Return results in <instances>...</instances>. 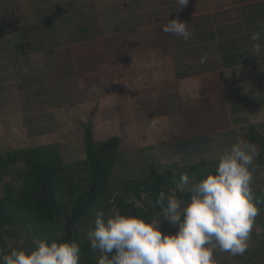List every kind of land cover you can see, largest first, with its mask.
Here are the masks:
<instances>
[{
    "label": "crops",
    "instance_id": "0c3cea01",
    "mask_svg": "<svg viewBox=\"0 0 264 264\" xmlns=\"http://www.w3.org/2000/svg\"><path fill=\"white\" fill-rule=\"evenodd\" d=\"M117 1L0 0V101L32 108L14 123L36 114L63 130L79 117L109 123L101 117L112 107L118 122L137 118L133 139L151 146L158 169L215 161L264 121L260 100L231 108L235 96L264 91V57L249 50L251 34L264 32V0H189L178 11L175 0ZM170 19L188 23L192 38L164 33Z\"/></svg>",
    "mask_w": 264,
    "mask_h": 264
},
{
    "label": "trees",
    "instance_id": "16d2710c",
    "mask_svg": "<svg viewBox=\"0 0 264 264\" xmlns=\"http://www.w3.org/2000/svg\"><path fill=\"white\" fill-rule=\"evenodd\" d=\"M88 133L86 130L83 158L75 166L63 164L60 151L53 145L14 150L0 156V249L7 246L8 239L15 241L7 254L12 248L26 252L34 249V240L58 244L76 242L80 246V264H98L100 253L91 250L87 231L101 209L105 211V218L119 210L123 215L139 216L145 221H162L163 210L155 203L159 192L172 194L174 191L177 198L187 201L189 193L176 190L180 176L187 174L195 183L207 174H214L218 163L217 160L199 161L175 173L177 166L173 165L154 168L149 153L140 160V163L146 161L145 177L123 176L118 183H112V169L119 159L117 153H121L119 140L111 137L97 143ZM248 133V142L259 150L255 164L262 165L264 135L250 127ZM145 149L150 151L151 146L138 152L130 150L127 158L145 154ZM134 167L129 165L127 169ZM253 194L260 209L256 221L261 226L254 234H259L255 251L260 253L264 252V189ZM21 233L26 239L18 246L16 242Z\"/></svg>",
    "mask_w": 264,
    "mask_h": 264
},
{
    "label": "clouds",
    "instance_id": "9594fccd",
    "mask_svg": "<svg viewBox=\"0 0 264 264\" xmlns=\"http://www.w3.org/2000/svg\"><path fill=\"white\" fill-rule=\"evenodd\" d=\"M188 2L175 0L176 10ZM162 31L185 42L193 36L188 23L178 19L167 20ZM250 39L252 57H264V32L255 31ZM206 60L201 57V65ZM258 155L250 143H233L214 156L218 162L214 174L195 183L187 174L180 176L177 187L189 193L187 202L174 193L159 192L155 203L163 210V218L178 227L175 234H162L161 219L149 222L119 210L105 218L98 212L87 231L91 250L100 253L98 264H218L217 252L243 256L260 212L252 189ZM0 264H80V246L39 240L28 252L12 248L9 254H0Z\"/></svg>",
    "mask_w": 264,
    "mask_h": 264
},
{
    "label": "rangeland",
    "instance_id": "374dc122",
    "mask_svg": "<svg viewBox=\"0 0 264 264\" xmlns=\"http://www.w3.org/2000/svg\"><path fill=\"white\" fill-rule=\"evenodd\" d=\"M117 1V0H116ZM117 4H121L120 1H117ZM130 4V3H129ZM133 5H135L133 3ZM120 6V5H119ZM133 7L130 4L129 10H131ZM262 89V88H261ZM65 91V90H64ZM238 93V92H237ZM61 94L59 93V96L61 98ZM58 96V95H57ZM69 96V95H68ZM235 98L233 99V102L231 104V108L233 112H237V110L241 111L244 107L253 105V107H257L258 102L257 100H260L259 102L262 103V108H264V91L257 99L255 98ZM63 99V98H62ZM19 107H9V103L6 104L4 101V105L2 106V101H0V156L3 154L24 149V148H30V147H36L40 145H53L57 146V149L60 151V156L62 159V163L67 166H75L80 160L83 158V141L85 139V131L89 130L88 135L92 137V140L94 142H104L107 139H110L111 137H116L119 140V148L121 153H117L119 159L116 161V165L113 167L112 171V179L110 182L112 183H118V180L122 179L123 176H127L126 178H136V177H145L148 173V171L144 170V167L146 166V161H143V163H140L141 158H145L149 156V151L146 150L145 154L139 153L140 156H128L129 152L141 150L142 147H138L137 143L139 140L133 139V137H137L141 134L140 128H139V122L136 117H132L133 123L125 124L122 123V121L118 122L116 120V117L113 116V110L108 107H104L106 111L111 114L110 118L106 115L104 117H101L102 119H108V120H115L114 122L109 123H99V122H89L87 118H80L79 121H81L79 124H76L75 127H70L72 123H67L66 130H63V124L61 122H40L36 119L40 116L36 114L33 117L31 122H29L30 118L24 117L23 122L20 123H14L13 119L17 118L21 115H27L29 114L30 110L32 108H29L25 102H21V99L18 100ZM62 104H66L64 100H62ZM260 105V104H259ZM258 105V106H259ZM136 108V107H135ZM261 108V107H260ZM68 108L65 109V112L70 111ZM102 110V109H101ZM19 111V113H17ZM29 112V113H28ZM264 114V112L262 113ZM91 116V115H90ZM237 117V120H239V117ZM36 118V119H35ZM97 118H100V116H97ZM114 118V119H113ZM260 116L254 117V119H259ZM242 122L245 120H242ZM131 122V119H130ZM51 123V124H50ZM245 125L244 123H242ZM60 125V128L58 127ZM124 125V129L122 128ZM108 127L110 130H106V132H102L103 127ZM130 127H132V131H130ZM135 128V130H133ZM251 128V127H250ZM253 131H256L260 135H264V121L261 117V120L254 123ZM242 138L241 140L245 143H249L247 140V134L248 133V127H244L241 129ZM254 133V132H253ZM252 133V134H253ZM255 134V133H254ZM252 144V143H250ZM255 146V145H254ZM258 150V147L255 146ZM126 150V151H125ZM152 150H150L151 152ZM259 151V150H258ZM127 158V159H125ZM255 164V160H254ZM129 165L132 167L135 165L132 169H127ZM157 166V165H155ZM256 170L253 173V182H252V189L253 191H256L258 189H264V163L262 165H257ZM168 167V166H167ZM171 166H169L170 168ZM126 168V169H125ZM183 167H177V169L174 170V172H179L182 170ZM190 182H193V178L189 177ZM187 187V186H185ZM177 191H180V189L177 187ZM186 191V190H185ZM184 191V192H185ZM174 191L172 192V194ZM110 197L108 200L109 202L112 201L113 198ZM185 201V200H184ZM188 201V200H187ZM186 201V202H187ZM101 213H105L102 209L100 210ZM111 212V211H110ZM163 222H161L160 225V231L167 234H175L176 231H178V227L171 226L168 221L164 218L162 219ZM261 226L260 221H255V226L253 228L252 234H251V241H250V247L245 252L243 256H236L231 257L228 253H220L217 252L215 254L216 259L218 261V264H264V252L261 251L260 253H256L255 246H257L258 241L257 236H255V231H257ZM26 239V235L20 234V238L16 242V245L22 246L23 242ZM12 239L7 240V246L4 249H0V254L7 255V251L14 246V243H12ZM15 242V241H14ZM37 240H34L33 243L36 245Z\"/></svg>",
    "mask_w": 264,
    "mask_h": 264
}]
</instances>
